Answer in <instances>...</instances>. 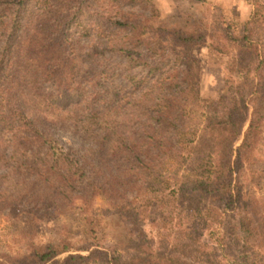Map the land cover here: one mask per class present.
Instances as JSON below:
<instances>
[{"label": "trees", "instance_id": "16d2710c", "mask_svg": "<svg viewBox=\"0 0 264 264\" xmlns=\"http://www.w3.org/2000/svg\"><path fill=\"white\" fill-rule=\"evenodd\" d=\"M252 4L241 28L216 36L200 18L154 23L140 12L152 0H0V205L69 219L46 242L29 229L0 264L264 254V0ZM208 45L256 81L245 91L227 80L196 130L186 123L199 94L193 53ZM79 123L80 142L67 146L58 129Z\"/></svg>", "mask_w": 264, "mask_h": 264}, {"label": "rangeland", "instance_id": "374dc122", "mask_svg": "<svg viewBox=\"0 0 264 264\" xmlns=\"http://www.w3.org/2000/svg\"><path fill=\"white\" fill-rule=\"evenodd\" d=\"M152 4L153 11H149L148 8L141 9L140 12L150 17L154 23L185 26L200 18L208 22L211 26V34L216 36L221 33L218 32L221 28H241L242 23L250 16L254 8L252 0H152ZM193 56L194 69L199 82V94L188 106L186 123L191 129L199 130L206 116L217 109L218 96L222 93L227 80L234 81L240 89L250 91L253 89L256 78L252 71L240 67L232 56L219 53L209 45L197 48ZM70 118L80 121L82 113L78 112L76 116ZM58 134L61 141L69 146L80 142L83 131L79 123L77 129L59 128ZM259 154L264 156V129ZM257 192L260 190L257 189ZM93 208L103 219L108 215H106L108 206L101 198H98ZM9 209V205H0V252L11 253L24 246L25 235L32 228H37L35 242L56 239L69 220L58 217V211H48L41 206L36 211V216L40 219ZM29 212L35 215L34 211ZM102 224L105 227L108 226L104 222ZM115 226L120 227V224L117 223ZM226 264H238V260H227ZM249 264H264V254L251 258Z\"/></svg>", "mask_w": 264, "mask_h": 264}]
</instances>
